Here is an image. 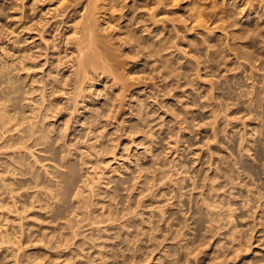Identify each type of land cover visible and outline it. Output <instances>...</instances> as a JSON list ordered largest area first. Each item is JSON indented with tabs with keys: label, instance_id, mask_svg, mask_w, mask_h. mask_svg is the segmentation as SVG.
<instances>
[{
	"label": "rangeland",
	"instance_id": "obj_1",
	"mask_svg": "<svg viewBox=\"0 0 264 264\" xmlns=\"http://www.w3.org/2000/svg\"><path fill=\"white\" fill-rule=\"evenodd\" d=\"M74 1L0 0L3 261L264 264V0H99L85 73Z\"/></svg>",
	"mask_w": 264,
	"mask_h": 264
},
{
	"label": "bare ground",
	"instance_id": "obj_2",
	"mask_svg": "<svg viewBox=\"0 0 264 264\" xmlns=\"http://www.w3.org/2000/svg\"><path fill=\"white\" fill-rule=\"evenodd\" d=\"M72 1H74V0H72ZM75 1H78V0H75ZM75 1H74V2H75ZM79 1H80V0H79ZM85 1H86V0H85ZM88 1H89L88 3H84L85 5L87 4V5H86V11H85L86 13H84L85 15L83 14L84 17H85V22L83 21V24H81V23H82V21H81L80 25H82V26L78 25V26H80V28L83 27L82 29L79 28V30H83V31H82L83 34H80V37H81V36H84V37H82L81 39L78 38L77 35H79V34H76V31H77V30H75L76 37H77L78 39H80V40H78V42H77V44H78L77 47H76V48H77V50H76L77 52L75 51L77 55L73 52V53H74L73 56H77V57H75V58L77 59V61H78L79 63H77V62H76V63L79 64L78 66H80V67L77 66V68H79L78 71L73 70V72H74V71L79 72V71H82V70L84 71V70H85V71H84V73H85L86 70H88V69H85L86 64H87V63H93L92 60H94V61H95V64H96V62H97L96 59H98V58L95 59V57H96L97 55L100 56V55L104 52V49H102V45H101V44H103V40L106 41V39H101V36H100V41H99V39L97 40L96 37L94 36V33H93V31L96 30L95 27H94V21L96 20V17L94 16V14H95V10L99 9V5H97V1H99V0H88ZM111 1H112V0H104V4H103V5H107V10H110V9H112V8H114V9H115V8H118V9L122 8V11H123V7L126 6V5L124 4V6L122 5V6H120V7H112V6L115 5V4H112ZM118 1H119V0H118ZM153 1H154V0H153ZM65 2H66V1H65ZM126 2H127V1H126ZM261 2H262V1H261ZM70 3H73V2L70 1ZM70 3H69V4H70ZM76 3H77V2H76ZM132 3H133V2H132ZM156 3H157L156 6L154 5L155 8L153 7L155 12H156L157 8H158V9L165 8V7L167 6V4H169L170 2H169V0H158V1L156 0ZM63 4H64V3H63ZM66 4H68V3H66ZM77 4H78V3H77ZM99 4H100V3H99ZM120 4H121V3H120ZM161 4H162V6H161ZM71 5H72V4H71ZM73 5H74V4H73ZM118 5H119V4H118ZM127 5H128V4H127ZM65 6H66V5H65ZM65 6H64V8H66ZM130 7H134V6H130ZM135 7H136V6H135ZM160 7H161V8H160ZM103 8H105V7H103ZM124 8H126V7H124ZM132 9L134 10V9H136V8H132ZM138 9H139V8H138ZM115 10H116V9H115ZM120 10H121V9H120ZM130 10H131V8H130ZM139 10H140V9H139ZM165 10H168V9H165ZM134 11H135V10H134ZM149 11H150V10H149ZM135 12H136V11H135ZM157 13H158V12H157ZM157 13H156V14H157ZM136 14L138 15V17H134V18H140V17H139V16H140V15H139L140 12H136ZM124 15H125V14H124ZM144 15H145V14H144ZM90 16H91V17L94 16L95 19H94V17H93V19H91ZM141 16H142V15H141ZM152 16H154V13H153V12L150 14L149 18L143 16L142 19H141V21L139 20V22L144 21V23L147 22L146 24L150 25L151 23H150L149 21L152 20V19L154 18V17H152ZM134 18H131V19H133V21H134ZM131 19H130V20H131ZM82 20H84V19H82ZM135 20H136V19H135ZM155 20H156V19H155ZM131 21H132V20H131ZM136 21H137V20H136ZM152 22L154 23L153 20H152ZM155 22H157V21H155ZM95 24H96V22H95ZM141 25H142V24H141ZM78 26H76V27H78ZM167 26H168V24H167ZM94 29H95V30H94ZM154 29H156V28H153V30H154ZM147 30H149V29H147ZM150 31H151V30H150ZM154 31H155V30H154ZM78 32H81V31H77V33H78ZM39 34H40V33H39ZM75 34H74V35H75ZM95 34H97V33H95ZM40 35H42V34H40ZM43 35H44V34H43ZM97 36H98V34H97ZM44 37H45V36H44ZM44 37H43V38H44ZM76 37H75V39H76ZM125 37H126V36H125ZM41 38H42V37H41ZM67 38H68V37H67ZM83 38H85V39H83ZM68 39H69V41H70V40L73 39V37H72V39H70V38H68ZM68 39H67L66 42L69 43ZM81 40H82L83 42H82ZM84 40H86V41H85L86 43L84 42ZM72 41H73V40H72ZM76 41H77V40H75V42H76ZM79 41H80V42H79ZM101 42H102V43H101ZM109 42H110V41H109ZM45 43H46V42H45ZM47 43H48V41H47ZM47 43H46V44H47ZM73 43H74V42H73ZM49 45H50V44H49ZM51 45H52V44H51ZM66 45H68V44H66ZM75 45H76V44H75ZM75 45H74V46H75ZM108 45H109V44H108ZM91 46H92V47H91ZM95 46H99V49H97L99 52L94 51V50H96V48H98V47L95 48ZM93 47H94L95 49H94ZM100 47H101L102 50L100 49ZM104 47H105V46H104ZM49 48H50V47H49ZM49 48H48V49H49ZM73 48H74V47H73ZM92 48H93L94 50H92ZM87 49H91V50L94 51V52L92 53V52L90 51V52H91V54H90V53H89V50H87ZM44 50H45V49H44ZM100 50H101V52H100ZM72 51H73V50H72ZM105 51H107V50H105ZM47 52H48V51H47ZM47 52H46V55H47ZM96 52H97V54H96ZM36 53H37V52H36ZM43 53H45V52H43ZM94 53H95V54H94ZM98 53H99V54H98ZM235 53H236V52H234V54H235ZM240 53H241V52H240ZM92 54H94V55H92ZM104 54H105V53H104ZM104 54L101 55V56H103V57L100 56V57H101L100 60H101V59L103 60L104 57H108V56H105ZM46 55L44 54V56H46ZM50 55H51V54H50ZM90 55L94 56V57L91 56V58H94V59L89 58ZM107 55H109V53H108ZM24 57H25V56H24ZM46 57H49V55L46 56ZM109 57H110V56H109ZM238 57H239V55H238ZM75 58H74V60H75ZM112 58H113V57H112ZM27 59H28V58H27ZM90 59H91V62L89 61ZM23 60H24V58H23ZM47 60H49V59L46 58V61H47ZM98 60H99V59H98ZM102 60H101L100 62H102ZM59 62H60V61H59ZM61 62H62V61H61ZM61 62H60V64H61ZM98 62H99V61H98ZM23 63H25V62H23ZM44 63H45V62H44ZM62 63H64V61H63ZM107 63H108V62H107ZM19 64H21V63H19ZM73 64H74V63H73ZM77 64H76V65H77ZM95 64H93V65L95 66ZM42 65H43V64H42ZM44 65H45V64H44ZM44 65H43V66H44ZM63 65H64V64H63ZM87 65L90 66V64H87ZM252 65H253V64H252ZM17 66H19V65H17ZM28 66H29V65H28ZM70 66H71V65H70ZM81 66H82V67H81ZM104 66H105V65H104ZM104 66H103V67H104ZM97 67H98V65H97ZM27 68H28V67H27ZM80 68H81V69H80ZM88 68H89V67H88ZM28 69H30V68H28ZM62 69H63V68H62ZM95 69H97V68H95ZM105 69H106V67H105ZM98 70H99V69H98ZM103 70H104V69H103ZM93 71H94V70H93ZM76 72H74L75 74H77V75H76V79H77V76L80 77L81 74H83V76H84V73H81V74H80V73H76ZM104 72L106 73V72H108V71H105V70H104L102 73L105 74ZM78 74H80V76H79ZM94 74H96V73H94ZM71 75L73 76L72 72H71ZM71 75L69 74L68 76H70V77L73 79V81H75V82H73V84L78 83L77 85H75L76 87H74L75 90L73 89L74 91H76V90H78V89H76V88H79L81 85H79L80 83H79V82H76V80H74L75 78H73ZM85 75H87V74H85ZM107 75H108V74H107ZM74 77H75V75H74ZM101 77H102V76H101ZM252 77H253V76H252ZM80 78H81V77H80ZM62 79H63V78H62ZM84 79H85V78H84ZM53 80H54V79H53ZM66 80H69V78L67 77ZM81 80H82V79H81ZM69 81H71V80H69ZM78 81H79V79H78ZM56 82H57V81H56ZM71 82H72V81H71ZM48 83H49V82H48ZM58 83H59V82H58ZM65 83H66V82H65ZM67 83H68V82H67ZM67 83H66V85L69 84V83H68V84H67ZM81 83H82V81H81ZM60 84H61V83H60ZM82 84H84V83H82ZM47 85H48V84H47ZM62 86H63V85H62ZM62 86L60 85V87H62ZM68 86H69V85H68ZM68 86H65V85H64L65 88H67ZM73 86H74V85H73ZM73 86H72V87H73ZM55 87H56V86H54L53 88H55ZM64 87H62V88L65 90ZM80 88H81V87H80ZM63 89H61L60 91H61V92H70V91H63ZM71 89H72V88H71ZM51 90H53V89H51ZM53 91H54V93L56 94V92H55L56 90H53ZM79 91H81V90H79ZM40 92H42V91H40ZM61 92H59V93H61ZM82 92H83V91H82ZM82 92H76V94H75V92L73 93V91H72V92H70V93H73V94H70V93H69V94H70V96L72 95V96H73L72 99H74V97H76V95H78L77 93H80V94H81ZM57 94H58V93H57ZM63 94H64V93H63ZM66 94H67V93H66ZM50 95H52V94H50ZM67 95H68V94H67ZM43 96L45 97L46 95L44 94ZM59 96H60V95H59ZM78 96L80 97V95H78ZM79 97H76V99H74V100H75L74 102H76L77 98H79ZM70 98H71V97H70ZM44 99H45V98H44ZM47 99H48V98H47ZM50 99H51V98H50ZM53 99H54V98H53ZM52 101H53V100H52ZM70 101H71V100H70ZM83 101H84V100H83ZM46 102H47V101H46ZM54 102H55V101H54ZM64 102H65V101H64ZM68 102H69V101H68ZM80 102H81V101H80ZM76 103H78V101H77ZM49 104H50V103H49ZM68 104H70V103H68ZM74 104H75V103H74ZM57 105H58V104H57ZM60 105L62 106V104H60ZM76 105H77V104H76ZM65 106H66V105H65ZM47 107H48V106H47ZM50 107H51V106H49V108H50ZM54 108H55V107H54ZM57 108H58L57 111H59V108L61 109L62 107H59V105H58ZM110 109H111V108H110ZM48 110H49V109H48ZM98 110H99V109H98ZM50 112H56V111H52V110H51ZM110 112H111V111H110ZM58 113H59V112H58ZM49 114H50V113H49ZM51 114L53 115V113H51ZM56 114H57V113H56ZM109 114H110V113H109ZM96 115H97V114H96ZM103 115L105 116V115H108V114L106 113V114H103ZM104 116H102V117H104ZM52 117H53V116H52ZM107 118H109V117L107 116ZM95 119H96V118H95ZM89 120H90V119H89ZM99 120H100V118H99ZM69 121H70V120H69ZM90 121H92V120H90ZM104 121H105V120H104ZM66 122H67V121H66ZM78 122H79V121H78ZM96 122H97V121H96ZM99 122H100V121H99ZM107 122H108V121H107ZM100 124H101V123H100ZM105 124H106V123H105ZM88 125H89V124H88ZM90 125H91V124H90ZM95 125H97V124H95ZM67 126H68V124H67ZM101 126H103V125H101ZM91 127H92V126H91ZM96 127H97V126H96ZM92 128H93V127H92ZM105 128H106V127H105ZM66 129H67V127H66ZM96 130H97V129H96ZM64 132H65V131H64ZM32 137H33V136H32ZM35 138H36V137H35ZM37 139H39V138H37ZM102 147H103V146H102ZM103 150H104V149H103ZM105 150H106V149H105ZM88 151H89V150H88ZM91 151H93V150H90V152H91ZM98 151H99V150H98ZM98 153H100V152H98ZM83 155H84V154H83ZM95 155H97V154H95ZM19 171H21V170H19ZM17 172H18V171H17ZM31 175H32V174H31ZM34 175H36V174L34 173ZM37 177H39V176H37ZM35 178H36V176H35ZM37 179H38V178H37ZM25 183H28V182H25ZM37 183H38V182H37ZM4 184H6V183H4ZM14 184H15V183H14ZM14 184H13V185H14ZM17 185H18V184H17ZM4 186H6V185H4ZM27 186H28V185H27ZM21 187H22V186H21ZM4 188H5V187H4ZM7 188H8V186H7ZM17 188H18V187H17ZM28 188H29V187H28ZM9 189H11V192H10V193H12V194H14V192H12V190H13V191H16V190H14L13 187H11V188L9 187ZM9 189H7V192H9V191H8ZM18 189H19V191H21L20 188H18ZM5 191H6V190H5ZM80 191H81V190H80ZM16 192H18V191H16ZM16 192H15V193H16ZM5 193H6V192H5ZM21 193H22V192H21ZM53 193H54V192H53ZM79 193H80V192H79ZM12 194H11V195H12ZM17 194H18V193H17ZM37 194H39V193H37ZM37 194H36V195H37ZM74 194H75V196H76V193H74ZM34 195H35V194H34ZM42 195H44V194H42ZM80 195H81V194H80ZM9 196H10V194H9ZM15 196H16V195H15ZM18 196L20 197L21 195H18ZM38 196H39V195H38ZM56 196H57V193H56ZM45 197H46V196H45ZM52 197H53V196H52ZM80 197H81V196H80ZM12 198H14V200H15V197L12 196ZM12 198H10V199H12ZM21 198H22V197H21ZM31 198H32V197H31ZM46 198H48V197H46ZM53 198H54V197H53ZM83 198H84V197H83ZM34 199H35V197H34ZM43 199H45V198H43ZM17 200H19V199H17ZM23 200H24V198H23ZM23 200H22V201H23ZM30 200H31V199H30ZM30 200H29V201H30ZM35 200H36V199H35ZM37 200H38V198H37ZM48 200H50V199H48ZM27 201H28V200H27ZM27 201H26V202H27ZM29 201H28V202H29ZM32 201H33V200H32ZM45 201H46V200H45ZM79 201H80V199H79ZM14 202H15V201H14ZM36 202H37V201H36ZM43 202H44V201H43ZM17 203H18V202H17ZM39 203H41V201H40ZM47 203H48V202H47ZM83 203H84V202H83ZM87 203H88V202H87ZM31 204H33V203H31ZM36 204H37V203H35V205H36ZM41 204H42V203H41ZM14 205H15V204H14ZM14 205H13V206H14ZM16 205H17V204H16ZM27 205H28V204H27ZM35 205H33V206H35ZM18 206H20V205H18ZM22 206H23V204H22ZM43 206H45V205H43ZM47 206H48V204H47ZM51 206H53V205L51 204ZM80 206H81V205H80ZM89 206H90V205H89ZM30 207H31V205H30ZM41 207H42V206H41ZM45 207H46V206H45ZM76 207H77V206H76ZM15 208H16V207H15ZM28 208H29V207H28ZM17 209H19V208H16V210H17ZM23 209H24V207H23ZM25 209H26V207H25ZM39 209H40V208H39ZM61 209H62V207H60V211H61ZM70 209H71V207H70ZM73 209H75V208H73ZM76 209H77V208H76ZM76 209H75V212H77ZM57 210H58V209H57ZM17 211L19 212V210H17ZM71 211H73V210H71ZM56 212H57V211H56ZM58 212H59V211H58ZM74 214H76V213H74ZM110 214H111V213H110ZM26 216H27V215H26ZM23 217H24V216H23ZM75 219H76V218H75ZM71 220H72V219H71ZM76 220H78V219H76ZM102 221H103V220H102ZM21 222H22V221H21ZM74 222H75V221H74ZM24 223H25V222H24ZM77 223H80V222L77 221ZM77 223H76V224H77ZM70 224H71V223H70ZM83 225H84V224H83ZM27 226H28V225H27ZM75 226H77V225H75ZM23 228H25V227H23ZM23 228L21 227V229H23ZM26 228H27V227H26ZM29 228H30V227H29ZM18 230H19V229H18ZM20 231H21V230H20ZM26 231H27V230H26ZM15 232H16V231H15ZM23 232H25V230H24ZM29 232H30V230H29ZM75 232H76V231H75ZM10 233H11V232L9 231V232H6L5 234H1V235H0V243H5V244H8V245H9V244H10V245H11V244H13V245L16 244L15 241L13 240V238H14V239H17V236L14 235V237L12 238V237L10 236ZM12 233H13V232H12ZM18 233H22V232H18ZM26 233H27V232H26ZM26 233H22V234H26ZM31 233H32V232H31ZM31 233H30V234H31ZM30 234H29V235H30ZM15 236H16V237H15ZM18 236H20V234H18ZM22 236H23V238L25 237L24 235H22ZM22 236L19 237V238H20L22 241H25V240L22 239ZM75 236H76V235H75ZM55 238H56V237H55ZM20 239H19V240H20ZM29 239H30V238H29ZM31 239H32V238H31ZM67 239H68V238H67ZM22 241H20V242H22ZM56 241H57V240H56ZM43 242H44V241H43ZM65 242H66V238H65ZM22 243H23V242H22ZM24 243H25V242H24ZM28 243H29V242H28ZM28 243H27V244H28ZM31 243H32V242H31ZM73 243H74V242H73ZM45 244H46V243H45ZM74 244H75V243H74ZM46 245H48V244H46ZM70 245H71V244H70ZM70 245H69V243H68V245L65 246V247H69ZM2 246H3V244L0 245V248L3 249L4 247H2ZM15 246H16V248H13L14 251H16L18 245H14V247H15ZM21 246H22V245H21ZM6 247H9V248L11 247L10 249H12L13 246H6ZM75 247H76V246H75ZM78 247H79V246H78ZM21 248H24V247H21ZM80 248H81V246H80ZM85 248H86V247H85ZM18 249H19L20 251L23 250V249H20V248H18ZM71 249H72V248H71ZM71 249H70V250H71ZM6 250H8V248H7ZM6 250H5V251H6ZM13 250H12V251H13ZM25 250H26V249H25ZM75 250H76V249H75ZM8 251H10V250H8ZM8 251H6V252H8ZM20 251H18V252H20ZM23 252H24V251H23ZM73 252H74V251H73ZM76 252H77V251H76ZM85 252H87V251H85ZM20 253H21V252H20ZM80 253H81V252H80ZM0 254H1V253H0ZM3 254H4V253H3ZM7 254H8V253H7ZM12 254H15V252H12L11 255H12ZM28 254H30V253H28ZM32 254H33V253H32ZM9 255H10V253H9ZM18 255H19V254H18ZM18 255L15 254L14 256H13V255H12V256H13V257L17 256V257H18ZM35 255H36V254H35ZM81 255H82V254H81ZM1 256H3V255H1ZM1 256H0V264H5V263L7 264V263H9V262H5V261H3V259H4L5 257L2 258ZM4 256H5V255H4ZM33 256H34V255H33ZM37 256H39V255H36L35 259L33 260L34 262H35V260H37L38 258H42V257H37ZM78 256H80V255H78ZM6 257H9V256H6ZM13 257H10V258H13ZM28 257H29V256H28ZM81 257H82V256H81ZM32 258H33V257H32ZM43 258H44V257H43ZM17 259H19V258H17ZM17 259L14 260V261H13V259H7V261H8V260H11L10 262H12V261L14 262V263H10V264H20V263H22V262L19 263ZM21 259H23V258H21ZM4 260H5V259H4ZM38 260H40V261H38L39 263L42 262V264H45V262L43 263V261H44L43 259H38ZM25 261H26V260H25ZM33 261H32V262H33ZM29 262H30V261H29ZM36 262H37V261H36ZM36 262H35V263H36ZM23 264H24V263H23Z\"/></svg>",
	"mask_w": 264,
	"mask_h": 264
}]
</instances>
